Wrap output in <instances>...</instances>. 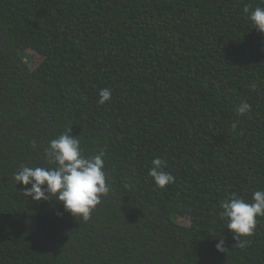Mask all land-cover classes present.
<instances>
[{
    "label": "trees",
    "instance_id": "16d2710c",
    "mask_svg": "<svg viewBox=\"0 0 264 264\" xmlns=\"http://www.w3.org/2000/svg\"><path fill=\"white\" fill-rule=\"evenodd\" d=\"M246 5L264 0H0V264H264V217L240 248L219 215L264 189V33ZM69 126L106 153L87 221L13 179ZM156 157L176 178L163 189Z\"/></svg>",
    "mask_w": 264,
    "mask_h": 264
},
{
    "label": "clouds",
    "instance_id": "9594fccd",
    "mask_svg": "<svg viewBox=\"0 0 264 264\" xmlns=\"http://www.w3.org/2000/svg\"><path fill=\"white\" fill-rule=\"evenodd\" d=\"M243 12L253 28L264 33V7L257 6L252 9L250 5H246ZM251 87L255 89L256 85ZM111 100L112 90L101 89L98 103L104 105ZM251 111L252 106L247 102H241L236 109L239 116ZM31 147L37 150L40 146L32 141ZM43 154L45 166L22 164L13 174L16 185H31L30 188L23 189V196L31 197L35 202H58L77 220L79 218L87 221L101 202V197L107 196L111 190L107 182L110 177L105 170V151L100 149L94 155H85L80 140L73 137L72 126H69L63 133L47 142ZM151 165L148 175L153 179L155 186L163 189L175 182V176L165 170L166 160L156 157L151 161ZM220 208L221 220L227 222L226 228L233 233V238L237 241L235 246L244 248L246 238L256 230L257 218L264 217V189L255 190L251 202L233 193L221 202ZM216 248L220 252H227L223 239H219Z\"/></svg>",
    "mask_w": 264,
    "mask_h": 264
},
{
    "label": "rangeland",
    "instance_id": "374dc122",
    "mask_svg": "<svg viewBox=\"0 0 264 264\" xmlns=\"http://www.w3.org/2000/svg\"><path fill=\"white\" fill-rule=\"evenodd\" d=\"M23 59L31 66H35L40 60H41V55L37 52H35L33 49L31 48H26L23 51ZM176 221L181 223V224H188L189 220L188 218L184 217V216H179V215H175Z\"/></svg>",
    "mask_w": 264,
    "mask_h": 264
}]
</instances>
